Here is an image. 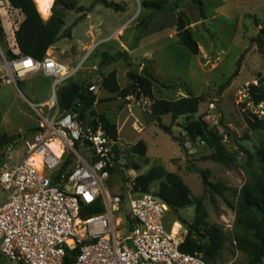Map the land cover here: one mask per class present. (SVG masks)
<instances>
[{
    "label": "rangeland",
    "instance_id": "1",
    "mask_svg": "<svg viewBox=\"0 0 264 264\" xmlns=\"http://www.w3.org/2000/svg\"><path fill=\"white\" fill-rule=\"evenodd\" d=\"M108 1L124 5L126 10L115 12L102 4H96L89 17L88 14L77 15L76 12L70 11L65 18L68 26L63 31L58 44L67 48L70 45L66 54L70 58L75 57L77 50L79 51L80 60L73 64V66L78 65L80 62L81 70L77 79L80 80L81 76H84L82 83L95 84L97 89L94 93L98 94L99 85L102 83L101 78L109 70L115 68L125 73L130 66H133L132 71L139 73L140 65H134L122 56L109 65H105L102 62V55L104 53L110 56L128 54L127 50L138 45L151 23L167 31L171 29V33L175 35L178 13L183 12L189 17V28L200 45L198 56L191 54L181 43H172L170 39L149 43L151 42L149 40L157 36L158 32L150 28L147 32L149 35L146 37L148 40L146 49L155 50L157 47L155 53L157 56L158 52L161 72L168 82L177 83L172 85L173 89L163 90L158 96L161 99L175 100L177 97L186 96V89H190L195 96L202 97L199 116L204 117L210 126H213L215 118L218 120L216 127L223 134L228 135V143L224 145L236 155L237 161L223 165L205 160L204 158L210 154L211 150L201 142L188 144L187 153H184L170 135L163 131H159L156 135L153 129H149L147 133L150 136L144 133L142 137L148 138L151 147L150 158H140L131 152L129 146L119 148L118 165L106 182V186L113 194H119L118 186H123L127 180H134L156 164L163 165L167 170L172 168L173 172L180 175L188 185L192 196L203 200L209 214V222L222 226L228 234L227 251L223 253L218 264H246V257L235 248L232 242L235 212L227 202L236 206L238 191L250 178L245 151L255 154L264 141V131L252 132L244 121L245 110H250L264 119V105L254 107L248 102L246 92L250 84L256 85L259 79L264 78V51L251 43L252 38L256 37L260 29L264 27V0H203L206 8L205 20L200 18L199 8L192 3V0H162L166 4L160 11L145 8L142 5L143 1L156 0ZM79 3L89 7L92 5V0H80ZM20 16V11L13 9L7 0H0V21L5 34L2 42L0 41V60L1 54H7L10 46L15 44L12 36L20 22ZM49 17L43 19L46 20ZM82 45L85 46L81 47ZM242 55L244 58L239 75L232 80L229 87L220 91L237 69V63ZM42 78L40 74H33L20 82L17 87L1 85L0 105L7 125L0 128V140L9 136L7 126H14L11 135H17L18 139L28 136L35 127L39 117L30 104L38 103L46 97L45 89L43 90L40 85ZM123 82L122 75L120 83ZM32 90L35 93L33 95ZM48 100L50 101V98ZM129 102L130 106L124 103L114 105L109 115L114 114L116 107H118L117 111L125 107L126 112L134 120L137 108L147 122L153 119L148 113L151 105L148 100H138L133 96ZM210 104H214L216 109H209ZM43 111L45 114L48 112L46 108H43ZM169 120H171L170 115L164 117V122L170 126L172 121L169 122ZM178 122H181V119ZM175 125L172 126L173 135L181 142L186 141L187 144L188 139L182 136V129ZM121 137L129 142L136 137V133L130 128H125L122 130ZM14 152L12 155L15 154ZM10 153L9 146L0 149V170L13 163V160L9 161ZM174 158L172 166L169 165V160ZM130 161L139 163L141 169L135 171L127 168ZM188 165L197 170H210L212 182L222 183L231 190L226 191L225 197L205 191L202 179L198 174L190 173L187 170ZM253 170L256 173L260 170L258 159L254 161ZM157 189L158 183H154L150 192L155 193ZM6 197L7 192L0 187V203ZM194 215V207L178 212L169 210L166 213L167 229L174 228V233H177L181 225L182 231L187 232L188 227L183 222L192 221ZM0 264L17 263L2 259Z\"/></svg>",
    "mask_w": 264,
    "mask_h": 264
},
{
    "label": "built area",
    "instance_id": "2",
    "mask_svg": "<svg viewBox=\"0 0 264 264\" xmlns=\"http://www.w3.org/2000/svg\"><path fill=\"white\" fill-rule=\"evenodd\" d=\"M77 71L48 55L39 61L1 54V85L17 87L33 74L52 77L54 84L46 114L42 106L31 104L39 117L37 130L9 145V152L17 146L24 150L22 161L0 170V187L7 192L0 203V260L206 264L202 255L180 250L187 232L181 226L177 235L167 229L169 208L154 193L136 191L132 179L118 186L119 194L106 186L119 162L117 141L100 122L81 118L80 100L69 111L61 110L57 102V87ZM96 89L95 84L89 87L90 92ZM209 109L216 107L210 104ZM217 124L215 118L212 127ZM223 143H228L226 134ZM98 201L104 211L83 220L84 207Z\"/></svg>",
    "mask_w": 264,
    "mask_h": 264
},
{
    "label": "trees",
    "instance_id": "3",
    "mask_svg": "<svg viewBox=\"0 0 264 264\" xmlns=\"http://www.w3.org/2000/svg\"><path fill=\"white\" fill-rule=\"evenodd\" d=\"M80 0H54L50 12V17L45 20L38 11L35 0H8L10 6L20 11L24 20L19 24L15 32L14 46H18L19 54H15L11 49L7 51V58H19V56H29L36 60H43L49 49L60 39V33L65 26V18L70 11L76 13L88 14L93 10L94 5L102 4L106 8L115 12H124V5L108 0H92L89 8L79 6ZM192 3L199 8V16L202 20L206 19V8L203 0H192ZM166 2L156 0L152 2L143 1L142 5L148 9L162 10ZM190 19L183 12L178 13L176 30L179 42L191 54L198 56L200 45L191 32ZM4 29L0 21V41L4 39ZM252 44L264 51V27L260 29L256 37L252 38ZM13 46V47H14ZM119 56L127 59V53H121L117 56H110L107 53L102 55V62L109 65L117 60ZM244 55L237 63V69L233 75L220 88L223 91L229 87L232 80L239 75L240 67ZM129 83L125 88L119 84L117 71L114 70L105 76L101 83V88L117 94L123 98L134 96L136 99H147L150 105V114L158 127L170 135L176 141L181 150L187 153L186 141H180L172 133V126L180 119V127L185 132L190 144L201 142L210 150V154L204 159L229 165L237 161L236 155L231 153L223 143V133H220L218 127L210 126L204 117L196 115L199 113L203 98L195 96L190 89H186V96L175 100L158 99L154 95V85L158 81L143 70L142 74L135 71H129L127 74ZM91 84L68 83L66 87L58 94V103L62 110L69 111L76 106L77 100H80L84 106L81 110V118L86 119L88 115L94 116V122H100L109 136L118 141L117 125L106 115L97 114L94 110V104L97 100L96 94L89 91ZM171 87V86H163ZM1 88V81H0ZM248 102L254 107L264 105V78L258 80V83L250 84L247 87ZM170 115L172 124L166 126L161 118ZM2 119V110L0 106V124ZM244 121L252 132L264 131V119H260L250 110L244 111ZM5 138V137H4ZM244 151V150H243ZM131 152L140 158H145L147 146L143 141H138L131 147ZM247 154V166L250 171V178L240 188L237 194L236 206L227 202L235 212L233 224L232 242L235 248L246 257V264H264V141L257 149L255 154L245 151ZM258 159L260 170L254 172V161ZM127 168L139 171L141 165L135 161H130ZM116 168L112 169V173ZM190 173H196L202 179L205 191H210L212 195L216 194L225 197L226 191L231 189L219 182H212V172L208 169L197 170L192 166H187ZM154 183H158V189L154 193L159 197L173 212H178L189 207H194V217L190 222H183L187 227V234L180 245V250L184 253L202 255L206 264H218L222 255L227 251L228 234L224 228L218 224L209 222V214L201 198H194L190 188L177 173L167 171L162 165H154L145 173L138 175L134 179V188L136 191L150 193ZM104 208L100 201L85 206L81 211L83 220L89 219L94 215L101 214Z\"/></svg>",
    "mask_w": 264,
    "mask_h": 264
},
{
    "label": "crops",
    "instance_id": "4",
    "mask_svg": "<svg viewBox=\"0 0 264 264\" xmlns=\"http://www.w3.org/2000/svg\"><path fill=\"white\" fill-rule=\"evenodd\" d=\"M79 6H82V5H79ZM83 7L89 8L90 6L89 7L83 6ZM90 13H88V17L90 16ZM79 14H81V13H77V15H79ZM23 20H24V16L21 14L19 24ZM19 24L17 25V27H15V30L13 31V36L12 37H14V38H15V32L18 29ZM67 26L68 25H66V22H65V26H64L63 30L61 31V33H60L61 38H62V33L66 29ZM149 28H150V30L152 29V30L158 32V35L152 37L149 40V41H151L149 43H155L156 41H159V40H161L163 42L166 39H170L172 41V43H176V44L177 43H180V42H179V39H178V37L176 35L177 34V30L175 32V35H173L171 33V29H169L170 31H167V29H165L163 27H160V26L159 27L153 26V23H151L147 27V29L145 30V33H144L143 37L140 39L138 45L136 47H132L130 50H127V52H128V58H127V60H129V62L132 63V64H134V65H140L141 71L139 72V74H141L144 69L146 70V68H148V70H147L148 73L151 74L158 81V83H156L154 85V95H155L156 98L161 99L158 96L160 94V92H162L163 90L173 89V86L172 85H175L177 83L168 82L166 80V77L161 72L159 57H157L158 56V52H157V56H156V53H155V51H157V47H156L155 50H148V49H146L147 48V45H148V43H147L148 40H147L146 37L149 35V33L147 34V32L149 31L148 30ZM164 32L166 34L167 33L168 34L166 35V34H164ZM58 42L49 49V51L47 52V55L48 56H51L55 60H57V61L65 64L70 69H78V71H77V73L73 77H71L69 80L63 82L61 85H59L57 87V89H56L57 102H58V94H59V92L62 91L66 87V85L68 83H82L84 81V79H83L84 76H81L80 80L77 79V75H78L79 71L81 70L80 62H79L78 65H74L73 66L74 62H78L80 60L79 51L77 50V54L75 55V57L70 58V57H68L66 55L68 53L69 49H70V45L68 46V48L67 47H62V46H59ZM84 46L85 45H82L81 47H84ZM10 47H11L10 49L12 50L13 53H15V54H19L20 53L19 52V49H18V46H14V47L13 46H10ZM81 50H82V48H81ZM83 51L84 50H82V52ZM114 70H116V69L113 68V69L109 70L108 72H106L105 75L101 78V82H102V80H103V78L105 76H107L109 73H111ZM132 70H133V66H130V69L128 71H126L125 73H121L120 70H116L117 71L118 81H119V84H120V86L122 88H125L128 85L129 80H128V77L126 78V75L128 74L129 71H132ZM34 75H37V74H34ZM40 75H42V74H40ZM122 75L124 77V82L123 83H120V78H121ZM42 77L43 78H42V81H41V84L40 85H42L41 87H42L43 90L45 89L46 97H45V99H42L38 103H31V104H35V105L42 106V110H43V108H46L47 109V105L49 103H51V98H52V95H53L54 79L52 77H47V76H44V75H42ZM163 86H171V87L168 88V87H163ZM31 94L32 95L35 94V93H33V90L31 91ZM94 94H96V93H94ZM96 96H97V100H96V102L94 104L93 110L97 114H104V115H106L108 118H110L117 125V128H118V136H119V139L117 141V143L119 145L118 147L119 148L125 147V146L132 147L138 141L141 140L147 146V153H146L145 158L146 159H149L150 158V149H151V147L149 145V141L147 140L148 138L142 137V135L145 133V135L150 136L147 133V131L149 129H153V133H155L156 135H157V133H159V131L162 132V130L155 123V121L153 119H151L149 122H147V120L145 119V117H142V115L140 114V112H139V110L137 108L135 109L137 115H134V118H135L134 120H136V121H134L132 119V116H130L126 112L125 107L122 108V109H120V111H117V108L118 107H116L114 114L109 115V112L110 111H113L114 105H121L122 103H124L125 105H127V106L129 105L130 106L131 103L129 101H130L131 97H133V96H127L126 98H123V97H121V96H119L117 94H112V93H110V92L102 89L101 88V85H99V93L96 94ZM182 97H185V95L182 96ZM48 98H50V101L48 100ZM178 98H181V97H177V99ZM47 111H48V109H47ZM63 111H65V110H63ZM148 113L150 114V109L148 110ZM200 113H201V111L199 109V113L196 115L197 118L199 117ZM2 116L3 117L1 119L0 128H2L4 125H7V124H5L6 121H4L5 120L4 114ZM165 116H167V115H165ZM165 116H163L161 118L162 123L164 125H166V126H169L168 123H165L164 122V117ZM86 119L88 121H86ZM86 119L84 120L86 123H91L94 120V116L88 115L86 117ZM171 121H172V119L169 120V122H171ZM176 124H180V122H177ZM37 126H38V120H37V124L30 131L29 135L26 136V138L27 137H30L31 134L34 131L37 130V128H38ZM7 127L8 128H6V129L9 130L8 134L10 136L11 134H13L14 126H11V127L7 126ZM125 128H130V129H132V131H135L136 137L132 141H129L128 142V141H125V140L122 139L121 133H122V130L125 129ZM180 129H181V127H180ZM220 133H222V132L220 131ZM182 136L183 137H186V140L188 139L187 136H186V134H185V132H182ZM188 144L190 145V142H188V140H187V144H186L187 147H188ZM19 145H20V143H19ZM12 152L10 153L9 161H12L13 160L12 161L13 163L10 164V166H14V165L19 164L22 161V158L24 156V150L22 148L18 147V146H17V149H15V152H14L15 154L14 155H12ZM181 156H179V157H181ZM179 157H177V158H179ZM172 160H175V158L174 159H170L169 162H168V164L171 165V166H172ZM156 165H161V164H156ZM167 171L173 172L172 168L168 169ZM173 173H175V172H173ZM180 226L181 225H179V227Z\"/></svg>",
    "mask_w": 264,
    "mask_h": 264
},
{
    "label": "bare ground",
    "instance_id": "5",
    "mask_svg": "<svg viewBox=\"0 0 264 264\" xmlns=\"http://www.w3.org/2000/svg\"><path fill=\"white\" fill-rule=\"evenodd\" d=\"M35 2L37 4V8H38V11L40 12L41 16L43 18L49 17L51 14L50 9H51V6H52L54 0H35ZM172 231L174 233V228L172 229ZM174 234L177 235L178 232L174 233Z\"/></svg>",
    "mask_w": 264,
    "mask_h": 264
},
{
    "label": "water",
    "instance_id": "6",
    "mask_svg": "<svg viewBox=\"0 0 264 264\" xmlns=\"http://www.w3.org/2000/svg\"><path fill=\"white\" fill-rule=\"evenodd\" d=\"M176 126L180 127V124H176ZM18 140V136L17 135H11V136H7L3 139L0 140V149H3L13 143H15Z\"/></svg>",
    "mask_w": 264,
    "mask_h": 264
}]
</instances>
